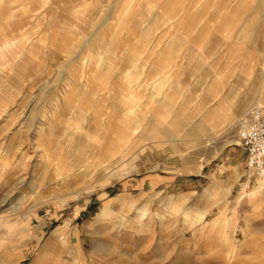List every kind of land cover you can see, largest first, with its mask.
Here are the masks:
<instances>
[{
	"label": "rangeland",
	"instance_id": "1",
	"mask_svg": "<svg viewBox=\"0 0 264 264\" xmlns=\"http://www.w3.org/2000/svg\"><path fill=\"white\" fill-rule=\"evenodd\" d=\"M14 38L0 49L2 262L81 264L42 253L70 222L86 264H264V178L231 119L245 93L264 101V0H0V45ZM182 155L202 170L180 173ZM30 220L37 241L20 233Z\"/></svg>",
	"mask_w": 264,
	"mask_h": 264
},
{
	"label": "crops",
	"instance_id": "2",
	"mask_svg": "<svg viewBox=\"0 0 264 264\" xmlns=\"http://www.w3.org/2000/svg\"><path fill=\"white\" fill-rule=\"evenodd\" d=\"M16 39H18V38L8 39V40L2 42V44L0 45V49H5L6 51H8L12 44L18 43V42L20 43V40H17L16 42H14ZM263 103H264V101L258 102L257 100L252 98L251 92H249V93L247 92V93H245L244 97L240 99V104L238 105V108L236 109L237 115L234 114L231 119L234 120V118H235V120H236V117H238L237 121L240 119H244L245 117L243 115L246 113H250L254 109H259L260 111H262L261 110V108H262L261 104H263ZM210 121H211L210 119L205 121L207 126L208 125L210 126V123H209ZM206 124H203V123L196 124L190 130H188V132L186 131L187 136H189V137L191 136V140L188 142L186 141L184 143L185 147H186V144H189L190 142L192 143V141H197L199 138H202L205 135V133L207 131L205 128ZM233 143H235V145H238L239 144L238 138H237V141H233ZM244 154H245V152H244ZM182 158H183L182 159L183 164H182V170L180 173H189V174L198 173L202 170L203 165L205 163V161H202L201 159H199V160L195 159L193 161L192 167H188V164H190V162L183 155H182ZM245 162H246V155H245ZM255 189H258V191H255ZM263 191H264V179L262 180L261 184H258V182L256 183V187L251 190V194L256 195L259 192H263ZM173 208L177 209L179 207L176 205ZM98 219L99 218L97 217L96 222H98ZM184 219H186L185 216H184ZM1 224H6L3 221L2 217H0V225ZM70 226H71V223L67 222L64 226H61V227L57 228L54 232H52L51 236L48 238V241L43 246L42 253H45L46 255H48L50 252H53V253L55 252L56 256H61L62 254H65V255L70 256L71 261H73L75 263L86 264V260L84 257V251H83V244L81 242V237H80V231L78 229L71 230ZM42 228H43V226L42 227L41 226L31 227V220H30L26 223L25 227L21 230L20 233L24 237H27L30 239H36V241H37L40 239L39 233L41 232ZM54 241L57 242L58 247H60L59 249H57V248L53 249L51 247L50 244ZM42 253L40 254L41 257H42ZM5 256L7 257L8 254H6ZM5 256L0 258V264H11L8 262H2L4 259H6ZM20 256H22V258H23L24 257L23 253L22 254L20 253ZM11 257L14 258V255L12 253H11ZM22 258L20 260H22ZM20 260H18V261L16 260V262L12 263V264H17L20 262ZM39 260L40 259H38V262H39ZM6 261H8V259Z\"/></svg>",
	"mask_w": 264,
	"mask_h": 264
},
{
	"label": "built area",
	"instance_id": "3",
	"mask_svg": "<svg viewBox=\"0 0 264 264\" xmlns=\"http://www.w3.org/2000/svg\"><path fill=\"white\" fill-rule=\"evenodd\" d=\"M237 138L246 155V166L257 178L264 174V122L259 109L238 124Z\"/></svg>",
	"mask_w": 264,
	"mask_h": 264
},
{
	"label": "bare ground",
	"instance_id": "4",
	"mask_svg": "<svg viewBox=\"0 0 264 264\" xmlns=\"http://www.w3.org/2000/svg\"><path fill=\"white\" fill-rule=\"evenodd\" d=\"M238 141H239V140H238ZM260 178H263V175H262ZM260 180H261V179H260ZM261 182H262V181H261ZM202 217H203V216H201L200 219L197 220V221H198V222L201 221Z\"/></svg>",
	"mask_w": 264,
	"mask_h": 264
}]
</instances>
